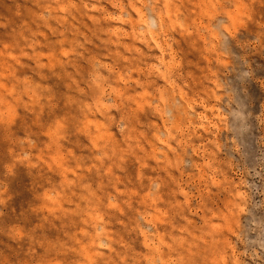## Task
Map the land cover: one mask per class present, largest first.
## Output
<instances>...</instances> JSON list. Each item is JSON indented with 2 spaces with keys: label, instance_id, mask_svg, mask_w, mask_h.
I'll return each instance as SVG.
<instances>
[{
  "label": "rangeland",
  "instance_id": "rangeland-1",
  "mask_svg": "<svg viewBox=\"0 0 264 264\" xmlns=\"http://www.w3.org/2000/svg\"><path fill=\"white\" fill-rule=\"evenodd\" d=\"M0 264H264V0H0Z\"/></svg>",
  "mask_w": 264,
  "mask_h": 264
}]
</instances>
